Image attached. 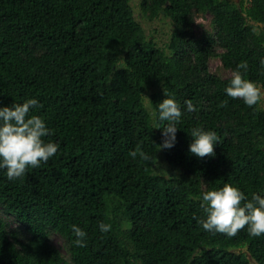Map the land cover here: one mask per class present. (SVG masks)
<instances>
[{"label":"trees","instance_id":"16d2710c","mask_svg":"<svg viewBox=\"0 0 264 264\" xmlns=\"http://www.w3.org/2000/svg\"><path fill=\"white\" fill-rule=\"evenodd\" d=\"M140 8L171 21L168 53L146 40L129 0H0V106L35 97L29 115L60 146L22 177L0 169V212L28 234L19 241L0 216V264H264V234L199 224L206 190L229 183L248 199L264 194L261 99L249 106L227 96L231 77L208 66L217 58L232 72L246 61L244 77L264 90V0H141ZM194 11L211 15L210 32L196 35ZM154 86L147 109L142 94ZM165 95L182 110L170 148L158 147L167 122L153 116ZM194 127L217 134L213 155L189 152ZM159 150L179 177L153 174ZM73 224L86 231L84 246L72 243ZM50 232L67 243L69 260Z\"/></svg>","mask_w":264,"mask_h":264},{"label":"clouds","instance_id":"9594fccd","mask_svg":"<svg viewBox=\"0 0 264 264\" xmlns=\"http://www.w3.org/2000/svg\"><path fill=\"white\" fill-rule=\"evenodd\" d=\"M261 63L264 64V61ZM241 69L246 71V61L233 69L225 93L229 97L241 98L246 105L251 106L261 99L262 91L255 81L244 77ZM184 104L186 110H195L191 100H185ZM38 105V100L32 97L21 103L0 106V169L4 170L9 180L24 176L29 167L35 168L46 163L60 147L57 142L45 141L44 137L51 134L45 120L39 115H29L30 109ZM153 116L158 121L167 122L162 129L164 139L158 147H172L176 139L177 123L182 116L180 103L165 95L153 111ZM191 137L193 139L188 146L190 153L198 157L214 154L217 141L214 131L194 127ZM128 154L135 158L138 150H131ZM139 154L144 159L148 158L143 152ZM201 197L205 217L199 220V224L203 230L234 236L246 226V230L253 236L264 234V194L253 193L251 199H248L239 187L225 183L220 188L202 192ZM98 227L104 232L110 226L100 222ZM71 229L75 237L72 243L84 246L86 231L76 224L71 225Z\"/></svg>","mask_w":264,"mask_h":264},{"label":"rangeland","instance_id":"374dc122","mask_svg":"<svg viewBox=\"0 0 264 264\" xmlns=\"http://www.w3.org/2000/svg\"><path fill=\"white\" fill-rule=\"evenodd\" d=\"M234 3H238L240 0H229ZM141 0H129V4L132 8L133 17L134 20L139 24L143 31L146 40H152L155 46L164 51L165 53H168L167 50V44L170 38V34L172 31V25L171 21L168 18H165L164 16H159L154 19H151L149 17V14H144L141 11L140 8ZM247 5V4H246ZM193 19H194V27H195V33L197 36L200 34H203L205 32L211 31V15L209 13H198L193 12ZM218 52L219 50L216 49ZM209 71L211 73H217L222 78H228L231 77L232 72L229 70H224L222 68L221 61L217 58H211L208 63ZM161 90V87L154 86V87H146L143 91L142 97L144 101V105L147 107V109L150 108V96L156 92H159ZM262 96L260 100V106L264 110V90H262ZM157 160L153 167V174L160 175L163 177H169V176H180V169L171 167L161 150L157 153ZM0 216L5 221L7 230L8 231H16L17 233V239L19 241H25L28 234L26 233L25 227L21 224H19L15 219L6 214L1 213ZM122 229H125L127 226L125 224L121 225ZM50 242L60 251L62 256L69 260V250L67 243L55 232H50L49 235ZM237 249L236 251H238ZM244 251V249H241ZM134 264H140L139 262H134Z\"/></svg>","mask_w":264,"mask_h":264}]
</instances>
